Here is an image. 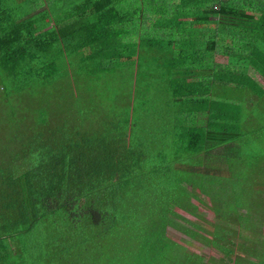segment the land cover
Wrapping results in <instances>:
<instances>
[{"label":"trees","instance_id":"1","mask_svg":"<svg viewBox=\"0 0 264 264\" xmlns=\"http://www.w3.org/2000/svg\"><path fill=\"white\" fill-rule=\"evenodd\" d=\"M250 70L264 0H0V264H264Z\"/></svg>","mask_w":264,"mask_h":264},{"label":"rangeland","instance_id":"2","mask_svg":"<svg viewBox=\"0 0 264 264\" xmlns=\"http://www.w3.org/2000/svg\"><path fill=\"white\" fill-rule=\"evenodd\" d=\"M224 56L223 55H218L217 59L219 60H224ZM251 73V76L254 80H256L257 82H259V84L262 86V88H264V79L256 74L255 72H253L252 70L249 71ZM117 86H122L121 82L118 81L117 79H111V82L109 83L108 87H112L113 89H115ZM105 89V93L108 94H112L113 90H109V88ZM231 97L233 95V97H229V101H236L239 103L240 109L242 111H246V113H251V118L249 121L245 120L243 122V130L245 131L244 134V138H242V140L246 141L244 143H248L252 148H253V154L254 156L261 161L262 166L264 163V96L261 98H257L254 97L253 95H251L247 90L243 89L241 91H239L238 93L236 91H231L230 92ZM235 99V100H234ZM259 147V149L257 150V148ZM243 156H245L244 153H242ZM249 161V160H248ZM260 168V167H259ZM258 166L256 165V163L251 164L246 172L247 175V180L248 182H246L245 184H242L239 186L240 189H253L254 185V178L256 181H264L262 175H259L260 172L264 173V167L261 169V171L259 170ZM264 189V188H263ZM262 189V190H263ZM199 197H201L204 202L209 203L207 200V197L203 196V195H199ZM191 204L194 205H190L189 209L192 210L193 212L198 213L199 215H201L204 218H207V220H211L212 218V211L207 208L202 206L201 204L198 203V201L196 200H191ZM264 206V197L261 199H259V205ZM177 211L184 216L185 218H187V220L190 221H194V216H192V214L185 212L183 210H179L177 209ZM264 228V227H263ZM260 228V231L262 230V232L264 233V229ZM167 233L172 236L175 241H177L178 243H180L181 245L185 246L187 249H189L190 251L194 252V253H198V254H204V261L207 260V256H210L212 254H214L215 250L212 246H210L207 243H202L200 241L195 242L189 239L184 238L181 235H178L176 233L175 230L173 229H168Z\"/></svg>","mask_w":264,"mask_h":264}]
</instances>
